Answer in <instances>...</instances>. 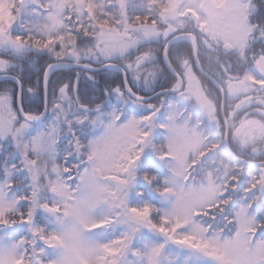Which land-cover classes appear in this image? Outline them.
Segmentation results:
<instances>
[{"label":"snow or ice","instance_id":"1","mask_svg":"<svg viewBox=\"0 0 264 264\" xmlns=\"http://www.w3.org/2000/svg\"><path fill=\"white\" fill-rule=\"evenodd\" d=\"M0 7V264H264V0Z\"/></svg>","mask_w":264,"mask_h":264},{"label":"rangeland","instance_id":"2","mask_svg":"<svg viewBox=\"0 0 264 264\" xmlns=\"http://www.w3.org/2000/svg\"><path fill=\"white\" fill-rule=\"evenodd\" d=\"M6 15V8L0 7V18H3Z\"/></svg>","mask_w":264,"mask_h":264},{"label":"trees","instance_id":"3","mask_svg":"<svg viewBox=\"0 0 264 264\" xmlns=\"http://www.w3.org/2000/svg\"><path fill=\"white\" fill-rule=\"evenodd\" d=\"M82 84H83V82H82Z\"/></svg>","mask_w":264,"mask_h":264}]
</instances>
